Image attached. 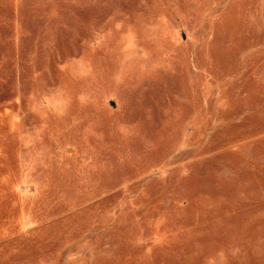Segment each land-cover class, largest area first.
I'll list each match as a JSON object with an SVG mask.
<instances>
[{
  "label": "rangeland",
  "instance_id": "rangeland-1",
  "mask_svg": "<svg viewBox=\"0 0 264 264\" xmlns=\"http://www.w3.org/2000/svg\"><path fill=\"white\" fill-rule=\"evenodd\" d=\"M0 264H264V0H0Z\"/></svg>",
  "mask_w": 264,
  "mask_h": 264
}]
</instances>
